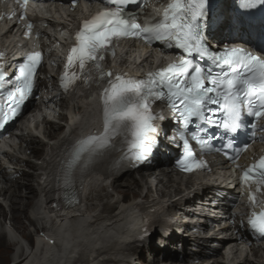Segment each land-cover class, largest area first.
Returning a JSON list of instances; mask_svg holds the SVG:
<instances>
[{
	"label": "bare ground",
	"instance_id": "1",
	"mask_svg": "<svg viewBox=\"0 0 264 264\" xmlns=\"http://www.w3.org/2000/svg\"><path fill=\"white\" fill-rule=\"evenodd\" d=\"M230 3L231 0L222 1L219 14L224 20L221 28L233 23V27L249 36L250 41L258 37V27L229 18ZM66 17L67 25L75 20L73 15ZM137 51L139 58L145 53L143 47ZM46 74L51 77V73ZM52 79L37 82V90L47 93L42 105L54 103L66 109L72 104L70 111L84 112L79 128L91 125L94 128L90 115L91 94L80 95L77 88L67 94L60 93ZM65 119L46 120L42 133H38L37 125L34 126L38 135L25 130L18 137L20 144L10 146L8 167L0 165V235L8 240V246H5L0 238V248L5 250L0 253V260L10 261V264H139L133 255L147 252L150 259L145 264H190L197 260L201 264L259 263L257 258L261 252L254 248H250L244 259L237 249L216 256L219 253L217 247L223 243L221 238L234 234L237 228L228 220H224L225 225L220 229L210 227L220 222L221 217L216 214L219 210H211V200L200 199L197 195L182 196L185 192L182 180L175 178L169 158L160 162L165 171L155 177L157 187H152L149 180L132 177L129 169L117 173L110 163H102L95 169L97 174L87 181L79 204L69 210H48L55 195L56 173L69 147V138L76 132L64 133L60 122L66 123ZM163 124L170 122L164 120ZM39 134L50 143L41 140ZM127 142V136L115 137L110 153L123 149ZM160 145L163 152L169 148L166 141H161ZM155 157L158 159V154ZM211 167L223 168L226 163L216 160ZM41 178L44 179L41 181ZM206 190L213 188L205 186L199 192ZM3 205L8 207L11 215L9 225L2 218ZM19 213L30 222V233H24ZM141 225L147 227L144 241L138 240ZM32 231L36 237L31 244ZM153 243H156V251ZM28 245L31 246L30 253L24 250ZM153 253H159L160 258H151Z\"/></svg>",
	"mask_w": 264,
	"mask_h": 264
},
{
	"label": "snow or ice",
	"instance_id": "2",
	"mask_svg": "<svg viewBox=\"0 0 264 264\" xmlns=\"http://www.w3.org/2000/svg\"><path fill=\"white\" fill-rule=\"evenodd\" d=\"M105 2L115 5V8L97 12L90 20L82 21L81 29L75 34L77 44L70 49L67 57L68 67L78 63L80 76L73 73L69 77L66 70L61 79L62 86L67 89L66 78L68 83H72L76 79L90 76L94 71L109 85L103 92L104 131L99 136L82 140V148L91 151L106 144L111 134L127 130L131 133V150L136 153V159L151 152L152 139L158 134L155 122L162 117L151 112L150 104L166 95L164 91H157V87L167 89L170 106L178 112L179 120L185 127L193 120L216 124L212 115L206 114L208 105L212 104L223 108L225 119L222 126L227 131L234 132L241 126L246 108L249 109L248 115L264 119V59L240 48L216 53L209 50L201 26V19L206 14V0H171L163 10L162 20L143 26L134 20L122 18L121 10L125 0ZM257 2L264 0H242V5L252 7ZM27 27L30 31L32 26L29 24ZM129 36L146 42L160 41L168 47L182 49L184 54L178 62L169 63L167 67L149 73L147 81H133L122 74L105 73L100 63L104 57L99 53L111 51L108 46L115 38ZM3 55L0 52V57ZM194 57L206 58L221 69L227 68L228 71L223 73L224 79L213 76L211 67L204 68L194 63ZM41 60L40 52L29 54L19 64L18 74L11 79L5 76L4 69L0 67V91L7 88L6 96H0V128L19 114L23 102L32 92ZM211 111L208 109V112ZM181 139L191 160L184 165V170L193 171L204 167V162L193 159L194 153L188 139ZM192 139L207 146L203 136L193 133ZM256 175L259 179H255ZM254 179L256 184L264 186V156L242 172V182L251 184ZM249 204L253 210L248 224L264 236V201L250 192Z\"/></svg>",
	"mask_w": 264,
	"mask_h": 264
},
{
	"label": "rangeland",
	"instance_id": "3",
	"mask_svg": "<svg viewBox=\"0 0 264 264\" xmlns=\"http://www.w3.org/2000/svg\"><path fill=\"white\" fill-rule=\"evenodd\" d=\"M132 177H135L134 175H131ZM114 208V207H113ZM112 208V209H113ZM115 208H116V206H115ZM113 209V210H116V209ZM111 209V210H112ZM3 220H7V223H8V225H9V223H10V219H11V215H10V213H9V210H8V207L7 206H5V205H3ZM110 210V212H113V210L111 211ZM28 211V210H27ZM26 211V212H27ZM110 212H109V214H110ZM18 213V212H17ZM100 213H102V212H100ZM20 218H22V215L19 213V221L21 222V226L22 227H24V233H30V231H29V229H30V222L28 221V220H26L25 218H22L21 220H20ZM28 224H29V226H28ZM35 236V235H34ZM153 237H155V238H157L158 236L156 235V234H153ZM0 238H1V241L4 243V245L6 246H8V241H7V239H4L3 237H1V235H0ZM34 239H33V232H32V237H31V244H32V242H34L33 241ZM152 244V243H151ZM158 244V243H157ZM10 246V245H9ZM152 246H154V250L156 251V243H153V245ZM12 250H13V248L12 249H9V251L10 252H12ZM145 250V248L143 249V251ZM5 252V250H4V248L3 247H1L0 248V253L2 254V253H4ZM152 253V252H151ZM149 255H147V252L146 253H142V252H140L138 255H133V257H135V258H137V261H138V263L139 264H145L146 262H147V260L148 259H150V257H148ZM152 257L151 258H160L159 257V253H153L152 255H151ZM160 260V259H159ZM156 261V260H155ZM0 264H10V261H7V262H5V261H2V260H0Z\"/></svg>",
	"mask_w": 264,
	"mask_h": 264
}]
</instances>
